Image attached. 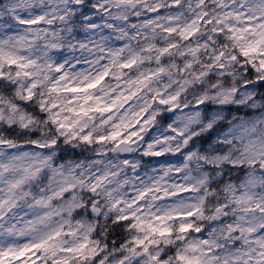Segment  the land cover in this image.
I'll return each instance as SVG.
<instances>
[{"label": "clouds", "instance_id": "1", "mask_svg": "<svg viewBox=\"0 0 264 264\" xmlns=\"http://www.w3.org/2000/svg\"><path fill=\"white\" fill-rule=\"evenodd\" d=\"M0 264H264V0H0Z\"/></svg>", "mask_w": 264, "mask_h": 264}]
</instances>
